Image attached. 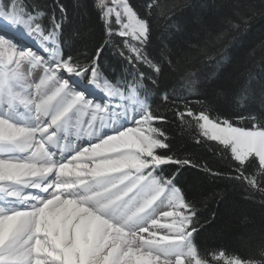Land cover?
<instances>
[{
  "label": "snow or ice",
  "instance_id": "6c2138e0",
  "mask_svg": "<svg viewBox=\"0 0 264 264\" xmlns=\"http://www.w3.org/2000/svg\"><path fill=\"white\" fill-rule=\"evenodd\" d=\"M95 6L102 43L81 51L73 48L72 36L64 37L72 19L60 0H54L48 24L38 4L0 0V264H257L222 249L209 253L198 247L200 205L219 193L189 194L183 181L192 171L194 179L246 181L264 195L255 173L246 175L256 169L264 178V110L258 116H238L249 123L236 126L230 117L215 114V105L194 111L187 102L184 110L170 102L169 111L182 124L191 127L194 121L196 144L205 137L222 146L202 145L234 170L231 175L176 150L166 130L154 126L167 123L168 116L138 92L151 95L143 84L148 80L169 102L163 79L184 71L190 91L197 90L193 77L203 75L219 81L217 99L237 103L245 93L251 95L243 82L247 69L236 57L241 37L247 39L259 23V43L248 48L244 59L251 60L257 47L264 59V6L238 13L235 21L225 17L219 33H209L203 47L185 40L194 55L182 48L164 60L149 59L144 51L152 26L129 0H98ZM188 6L185 0L169 11L174 16ZM171 26L183 34L182 21L172 20ZM115 35L138 42L125 40L124 48L134 56L118 48L119 57L153 70L146 75L134 68L130 95L109 79L119 69L110 72V58L104 56ZM200 55L205 59L195 72L183 67L182 61ZM112 80L118 77L112 75ZM114 97L138 107L130 112L117 106ZM260 103L264 106V88Z\"/></svg>",
  "mask_w": 264,
  "mask_h": 264
},
{
  "label": "trees",
  "instance_id": "16d2710c",
  "mask_svg": "<svg viewBox=\"0 0 264 264\" xmlns=\"http://www.w3.org/2000/svg\"><path fill=\"white\" fill-rule=\"evenodd\" d=\"M21 2L38 4L39 10L46 12V16L41 19L45 24H48V15L51 14L54 0H21ZM60 2L65 5L71 15V31L64 33V37L65 39L69 36L73 37L74 49L90 51L97 41L102 43L100 40L103 35L102 21L99 19V10L95 6L98 0H60ZM129 3L140 18L147 19L152 26L150 43L145 46L144 51L147 52L149 59L154 60H164L165 57L172 59L182 48L190 55H194L191 49L184 44L185 40H190L192 44L203 47L209 33L213 37L219 33V30L224 26L225 17L235 21L238 13L258 11L264 6V0H187L189 6L172 16L169 10L173 8V5L185 3V0H129ZM150 4L151 8H149ZM57 16H59L58 9ZM170 16L171 18H169ZM172 20H177V23L183 22V34L171 26ZM114 28L119 29L117 24H114ZM205 28L208 29L207 32L204 30ZM259 32L260 25L258 23L254 30L246 34L247 39L241 37L243 47L238 49L236 59L242 67L247 69L243 82L250 89L251 95L245 93L243 99L237 103H233L230 99L226 100L224 97L217 99L215 92L216 84L219 81L207 80L203 75L193 77L196 79L197 90L190 91L189 78L184 71L168 74L163 79L162 87L170 93L169 102L161 100V94L148 80H144L143 84L145 88L152 89L151 95L146 98L143 89L138 92L141 100L147 99L152 107H158L162 113L168 116L167 123L161 124L156 121L154 126L163 127L166 130L169 139L174 142L176 150L202 158V161L207 162L214 170L227 169L231 175H236L234 170L229 168L214 150L202 145L207 144L213 148L222 146L205 137H201V144H196L193 135L198 132V129L194 125L193 118L185 116L186 120L193 121L191 127L182 124L178 117L169 111L170 102L174 101L180 110H184V103L187 102L194 111L199 110L202 106L215 105V114L230 117L236 126H247L249 123L247 119L239 120L237 117H248L250 114L258 116L259 111L264 110V106L260 103V92L264 88V59H262L261 49L256 48L252 53L251 60L244 59L248 48L259 43ZM125 40L129 44L138 45V42L131 37L115 35L112 45L108 46L104 56L110 58V72L119 65V69L112 72V75L117 76L118 80H112V75H109L110 81L117 89L128 91L135 84L134 68L146 75H153V70L134 60L130 64L127 60L119 57L118 48L124 50L125 55L134 56L124 48ZM208 47L211 53L212 45ZM204 59L200 55L188 62L182 61V64L184 68L195 72ZM190 65H195V67H190ZM164 66L167 67L166 62ZM197 101L201 103H197ZM253 172L259 185L264 187V178L261 177L258 170H250L246 175H251ZM195 175L192 171L185 173L183 182L187 186L189 194L213 191L219 193L215 199H208L200 205L199 215L203 227L199 228L196 238L198 247L209 253L222 249L226 253H235L259 264V261L264 259L260 256V252L264 250V195L259 192L258 188L248 186L246 181H225L210 177L205 179L202 176L199 179H194Z\"/></svg>",
  "mask_w": 264,
  "mask_h": 264
},
{
  "label": "bare ground",
  "instance_id": "6f19581e",
  "mask_svg": "<svg viewBox=\"0 0 264 264\" xmlns=\"http://www.w3.org/2000/svg\"><path fill=\"white\" fill-rule=\"evenodd\" d=\"M119 90V89H118ZM128 91H130V89L128 90ZM121 92H124V91H121ZM127 92V91H126ZM126 92H124V93H126ZM114 100H116L118 103H117V106H120V105H124V106H126L127 108H128V110L131 112V111H133L135 108H137L138 107V105H135V103H134V101H132V100H127V101H125V100H122L120 97H114L113 98ZM83 119H88V117L87 116H85ZM63 147V145H61V148ZM57 151H60L61 149H56ZM32 191H34V192H38L39 190H32ZM163 222H165V221H162V223ZM161 234H163V230H161Z\"/></svg>",
  "mask_w": 264,
  "mask_h": 264
},
{
  "label": "rangeland",
  "instance_id": "374dc122",
  "mask_svg": "<svg viewBox=\"0 0 264 264\" xmlns=\"http://www.w3.org/2000/svg\"><path fill=\"white\" fill-rule=\"evenodd\" d=\"M111 19H112L113 22L115 21V17H114V16H113ZM122 22H127L126 17L123 18V21H122ZM117 26L120 27V25H118V24H117ZM120 92H121V91H120ZM127 94L130 95V94H131L130 91H128ZM135 105H136V104H135ZM85 120H87V119H85Z\"/></svg>",
  "mask_w": 264,
  "mask_h": 264
}]
</instances>
